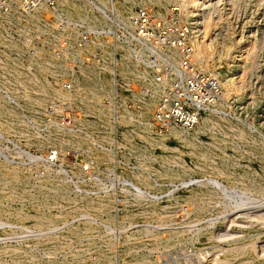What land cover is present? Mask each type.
Masks as SVG:
<instances>
[{
    "label": "rangeland",
    "instance_id": "rangeland-1",
    "mask_svg": "<svg viewBox=\"0 0 264 264\" xmlns=\"http://www.w3.org/2000/svg\"><path fill=\"white\" fill-rule=\"evenodd\" d=\"M185 1L118 0V7L161 13L179 8L194 28L196 64L220 78L223 115L202 116L209 121L200 120L183 142L169 131L163 139L147 137L136 120L125 122L133 130L122 137L129 148L115 156L126 164L92 169L122 198L121 207L141 211L132 218L155 226L141 231L144 243L121 249L124 264H264V0H197L195 7ZM15 78L0 86V150L13 159L21 158L13 144L45 154L60 143L40 128L43 104L36 103L40 87L34 83L46 84L48 75L38 65ZM82 95L95 101L91 90ZM150 118L146 111L145 121ZM68 144L76 151L91 148L85 136ZM88 154L100 163L109 160L101 150ZM47 177L30 182L18 163L0 155V264H65L64 259L82 264L105 255L103 248L84 245V237L96 232L75 221L52 233L71 222L75 209L95 204L73 195L53 170ZM131 185L157 200L133 197ZM247 244L246 251L234 252Z\"/></svg>",
    "mask_w": 264,
    "mask_h": 264
},
{
    "label": "built area",
    "instance_id": "built-area-1",
    "mask_svg": "<svg viewBox=\"0 0 264 264\" xmlns=\"http://www.w3.org/2000/svg\"><path fill=\"white\" fill-rule=\"evenodd\" d=\"M193 39L175 7L161 13L143 7L123 10L116 0H0V86L14 81L23 68L33 71L39 65L49 78L46 84L34 83L49 88L36 92L43 104L40 128L60 138L45 154L13 144L20 159L3 149L0 155L18 163L28 181L49 179L53 170L63 185L75 190L73 195L94 202V207L75 209L71 222L52 232L73 221L96 232L83 243L105 249V255L82 264H124L121 249L141 245L143 232L155 228L132 218L141 211L121 207L122 198L92 169L126 164L115 156L129 148L122 137L133 130L124 123L144 121L149 104L157 137L170 129L189 134L202 116L223 115L218 109L226 100L222 83L196 64ZM87 78L95 83L98 102L77 92L80 80ZM77 136L88 137L91 148L73 150L68 142ZM92 148L107 153L109 160L92 158ZM131 186L137 199L157 198Z\"/></svg>",
    "mask_w": 264,
    "mask_h": 264
},
{
    "label": "bare ground",
    "instance_id": "bare-ground-1",
    "mask_svg": "<svg viewBox=\"0 0 264 264\" xmlns=\"http://www.w3.org/2000/svg\"><path fill=\"white\" fill-rule=\"evenodd\" d=\"M117 1V3H119L118 2V0H116ZM187 2H188V4H191L192 5V7H195V6H197V3H199V2H197V0H186ZM185 1V2H186ZM205 1V0H204ZM207 1V0H206ZM205 1V2H206ZM198 6H199V4H198ZM175 8H177V7H175ZM127 9V11H130V10H132V9H129V8H126ZM134 9V8H133ZM177 9H179V8H177ZM192 17H196V15L194 16H192ZM192 25H195L194 23L192 24ZM196 27H198V26H196ZM194 29V28H193ZM193 29H192V27H191V30L193 31ZM197 29V28H196ZM193 33V32H192ZM200 42V41H199ZM198 42V43H199ZM194 46H195V48H196V43H194ZM91 81H88V78H87V80L85 81V83H83L84 85H78L77 87H78V90H77V92L78 93H82V90L83 89H85L86 91H89V90H91V95L95 98V101H98L99 99H100V97H99V95L97 94V92H96V90H95V86L93 85V84H91L90 83ZM95 84V83H94ZM81 86V87H80ZM80 88V89H79ZM84 96V95H83ZM83 99V98H82ZM84 100H88L86 97H84ZM36 103H41L40 101H36ZM147 108V111L148 110H150V104L146 107ZM206 117H208V116H206ZM206 117H204V118H206ZM204 118H202L201 119V121H204V123H206V121L208 122L209 120L208 119H204ZM204 119V120H203ZM138 125H139V128H141L142 130H144V132H146L147 133V137L150 135V133H152V123H150V122H147V121H138ZM199 125V124H198ZM214 129V128H213ZM169 132L170 133H172V134H174V135H176L177 137L179 136L180 138L181 137H184V140H181V142H183V141H185V137H187L186 139H188V136H190V134L191 133H189V134H186V133H181V132H179V131H177V130H175V129H170L169 130ZM194 132V131H193ZM161 137H162V139H163V137L164 136H159V137H157V138H160L161 139ZM178 137V138H179ZM165 138V137H164ZM179 138V139H180ZM155 140V139H154ZM188 141V140H187ZM61 160H63V157L62 158H60ZM136 189H137V187H136ZM138 190V189H137ZM139 192H141L140 190H138ZM156 200H157V198H155ZM160 199V198H159ZM25 230V229H24ZM45 239H49V237H47V238H45ZM5 242V241H4ZM52 242V241H51ZM248 247V244H247V246L246 245H238V246H236V247H233V250H234V252H237V253H241L242 251H246L247 248ZM253 247V246H252ZM252 247H250V248H252ZM229 250V249H228ZM232 250V251H233ZM16 251V250H15ZM225 251V250H224ZM18 252V251H17ZM221 252V251H220ZM236 253V254H237ZM224 264H226L225 262H224ZM230 264V263H229Z\"/></svg>",
    "mask_w": 264,
    "mask_h": 264
}]
</instances>
